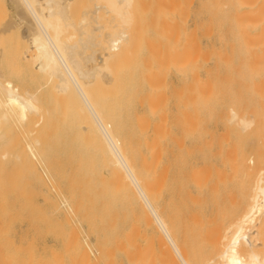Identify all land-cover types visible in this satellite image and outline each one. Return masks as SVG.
<instances>
[{
    "label": "bare ground",
    "instance_id": "1",
    "mask_svg": "<svg viewBox=\"0 0 264 264\" xmlns=\"http://www.w3.org/2000/svg\"><path fill=\"white\" fill-rule=\"evenodd\" d=\"M10 1L14 3L16 13L7 21L8 26L0 25V34L16 29L17 43L24 45L23 58L28 66L36 74L47 76V80H56L57 92L64 94L65 100L76 103V107L68 109L66 105V108L70 112L75 107L74 111H79V121L75 116L71 122L79 125L81 120L82 124L76 130L77 125L65 119L66 124L72 125L68 127L69 133L73 131L72 134L79 137L82 153L85 149L92 150L93 158L97 160L71 166L80 200L74 206L68 201V207L72 206L75 215L82 219L86 211L91 214V206L96 201L105 205L108 216L117 215L113 209L119 208L122 217L120 233L109 234L107 230L96 244L85 242L86 235L82 236L65 217L68 230L64 235V258L59 264H264V250L257 243L262 236L260 225L264 223V170L253 183L247 209L235 223L222 231L215 223L219 220L217 212H202L194 218L200 227L198 232L188 233L182 226L188 224L191 215L182 209L171 212V204L168 207L175 195L172 181L175 169L172 163L164 165L160 161L155 142L157 128H152L148 134L150 127L147 128V124L151 122L147 114V120L143 118L144 114L143 117L135 115L137 146H131L126 140L121 143L112 122L102 116L103 107L92 98L90 86L93 80L111 87L123 77L115 62L118 55L123 52L127 55L133 47L134 33L129 28L132 0H87L85 10L77 19L68 10L73 0ZM189 9L192 22L185 27L182 14L185 11L188 14ZM158 11L163 20L142 34V48L146 52L141 59V74L145 82L142 83L147 87L151 86L155 66L158 68L162 63L163 52L155 49L161 48L164 40L170 44V47L165 46L170 48L166 52L173 67L183 71V76L190 80V99L193 100L208 99L217 94L207 80L200 79L201 70L208 74L212 67L228 65L264 70V0H167ZM106 15L109 17L105 18ZM104 18L109 22H103ZM209 34L215 45L205 42ZM101 42L102 48H97ZM31 51L34 53L29 54ZM258 85L254 84V88ZM257 92L261 93L260 90ZM153 99L150 95L147 102L142 100L150 111H153ZM67 109L63 111L65 118L71 113H67ZM38 111L32 94H20L10 81L5 80L4 84L0 81L1 133L2 124L10 118L22 122L29 119L28 113L37 114ZM232 113L234 124L241 130L250 128L252 120ZM38 115L41 119V114ZM262 126V123L256 125ZM20 151L23 153L22 149ZM20 151L18 155L11 153L17 157V160L12 157L13 160L21 159L30 173L40 178L33 168V159L31 161L33 156L38 159L40 152L29 145L27 154L32 156L25 153L20 158ZM80 155L78 157L86 158L84 154ZM87 158L92 159V156ZM248 161L252 162V158ZM215 173L216 168L206 164L197 170L193 168L191 182L201 192L210 185L209 194L218 195V176L216 182L212 180ZM177 174H181L179 168ZM91 180L95 188H92ZM64 203L67 209L66 200ZM85 203H89V208L83 206L82 211H86L81 212V216L79 212ZM92 217H89V223ZM88 231L93 230L88 227ZM15 254V249L4 250L0 264H38L31 256L20 261Z\"/></svg>",
    "mask_w": 264,
    "mask_h": 264
},
{
    "label": "rangeland",
    "instance_id": "2",
    "mask_svg": "<svg viewBox=\"0 0 264 264\" xmlns=\"http://www.w3.org/2000/svg\"><path fill=\"white\" fill-rule=\"evenodd\" d=\"M166 1L132 0V6L129 7L132 13L129 28L134 33L131 41L134 48L132 47L127 55L125 52L118 55L115 62L123 77L111 87L93 80L90 86L92 98L98 106L103 107L102 116L112 122L120 142L130 141L129 144L133 147L137 146L135 142L138 136L135 134V115H145L143 118L147 120V114L151 122L147 124V128H151L147 129V133L157 128L155 142L161 163H172L175 169V178L172 180L175 195L174 200L168 203V207L170 204L172 207L170 211L182 209L191 215L188 224L184 223L182 226L188 233L198 232L200 227L194 221L198 214L217 212L219 220L215 223L223 231L235 223L247 209L253 183L259 172L264 170V126L256 127L257 124H264V70H253L238 65L212 67L208 74L201 70L200 79L207 80L217 94L208 99L193 100L190 99V80L183 76V71L173 67L169 53L166 52L170 49V44L164 40L161 48L152 47L157 51L162 50V63L158 68L152 63L155 66L154 78L150 80L151 86L147 87L141 74V59L146 52L142 48V34L144 30L157 26L163 20L158 10ZM86 4L87 0L71 1L68 8L70 15L77 19L85 10ZM190 12L191 9L188 14L186 11L181 13L184 16L182 25L185 27L192 22ZM15 13L13 2L0 0V25L8 26L7 21L11 20ZM108 17L106 15L105 18ZM105 18L103 22H106ZM17 40L14 28L9 33L0 34V81L3 84L5 80L10 81L20 94H32L40 109L38 113L41 114V119L38 113H28L29 119L25 121L10 118L2 124L0 257L4 250L15 249V257L20 261H25L31 256L38 264H59L64 258L63 242L68 230L65 217L81 235H86L85 242L94 244L97 239L103 238L99 236H103L107 230L109 234L120 233L122 217L119 208L113 209L117 215L108 216L105 205L96 201L93 202L91 211L89 209L90 215L86 214V210L82 211L83 206L89 208V203L82 205L79 213L86 211L84 215L81 214L82 219L72 210V206L78 203L80 197L79 186L73 179L71 166L78 162L92 163L97 160L93 158L94 151L85 149L84 153L81 152L83 147L79 144V137L72 134L73 129L69 133L71 119L78 117V110L74 111L76 103L71 99L65 100L64 94L57 92L56 80H47V76L36 74L28 66L23 58L24 45L20 46L22 43L18 44ZM205 42L208 45L216 43L210 34ZM102 46L101 42L97 48ZM153 49L152 52L156 53ZM32 53L34 52L29 54ZM28 63L30 65V62ZM254 84H259L256 89ZM147 94L154 98L153 111L147 109V104L142 102L148 101ZM66 105L68 109L75 106L70 112H75L76 115H71ZM64 108L70 113L66 114V118L63 114L66 110ZM233 111L237 117L244 116L252 120L250 128L243 131L238 124H234ZM67 115L69 118L71 115V118ZM65 119L71 123L67 125ZM37 120H40L39 124ZM80 122L78 123L81 126ZM29 145L38 150L37 153L40 152L38 159L30 157L40 178L30 173L26 168L27 164L21 163V159L16 161L15 155H18L21 149L23 153L20 151V158L27 154ZM3 152L7 154L2 157ZM11 153L15 155L12 156ZM80 154H84L86 158L78 157ZM88 155H91L92 159L87 158ZM14 156L16 160H13ZM249 158H252V162L248 161ZM204 164L217 170L212 180L215 181L218 176V195L209 194L210 185L201 192L191 182V169L197 170ZM178 168L180 175L177 174ZM90 182L92 188H95L94 182ZM68 201L71 207H68ZM90 216H93L91 223L88 221ZM88 227L93 231H88ZM260 231L262 236L257 239V243L260 244L261 250H264V223L260 225Z\"/></svg>",
    "mask_w": 264,
    "mask_h": 264
}]
</instances>
